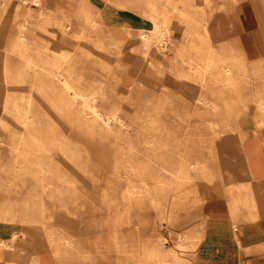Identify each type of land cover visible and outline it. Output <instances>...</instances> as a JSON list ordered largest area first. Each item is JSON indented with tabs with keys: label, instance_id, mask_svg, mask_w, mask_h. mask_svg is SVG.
<instances>
[{
	"label": "bare ground",
	"instance_id": "bare-ground-1",
	"mask_svg": "<svg viewBox=\"0 0 264 264\" xmlns=\"http://www.w3.org/2000/svg\"><path fill=\"white\" fill-rule=\"evenodd\" d=\"M48 1L0 0L6 26L0 27V86L26 87L0 94V111L19 129L16 136L0 133V264H80L92 261L89 248L124 256L114 264H194L184 254L201 227L186 224L201 222L209 186L224 182L228 170L246 169L239 149L215 137L225 131L218 122L238 115L228 110L248 103L249 75L257 80L252 100L262 110L253 114L255 126L264 127V53L248 61L238 45V0H52L44 6ZM122 58L144 60L156 78ZM128 73L135 77L120 91ZM165 108L170 114L163 118ZM190 117L196 123L180 133L179 122ZM99 185H106L100 204L110 210L102 237H76L70 219L51 225L56 210L75 215L90 200L88 189ZM146 207L164 233L120 237L119 228L139 224ZM178 224L180 231L173 230Z\"/></svg>",
	"mask_w": 264,
	"mask_h": 264
},
{
	"label": "crops",
	"instance_id": "crops-1",
	"mask_svg": "<svg viewBox=\"0 0 264 264\" xmlns=\"http://www.w3.org/2000/svg\"><path fill=\"white\" fill-rule=\"evenodd\" d=\"M238 2L233 8L239 24L233 30L245 58L256 60L264 53V0ZM247 81L244 96L250 103L233 106L228 111L238 114L234 120L216 126L225 129L216 141L239 149L246 169L228 170L224 182L218 179L209 186L201 222L186 224L201 227L195 246L184 254L194 264H264V127L256 128L253 118L262 111L251 102L257 80L249 75ZM43 257L50 260L52 255L47 252Z\"/></svg>",
	"mask_w": 264,
	"mask_h": 264
},
{
	"label": "rangeland",
	"instance_id": "rangeland-1",
	"mask_svg": "<svg viewBox=\"0 0 264 264\" xmlns=\"http://www.w3.org/2000/svg\"><path fill=\"white\" fill-rule=\"evenodd\" d=\"M51 1L52 0L48 1V3H45L44 6H49ZM220 1L221 0H213V2L215 4L219 3ZM66 4L67 3H64L63 5L65 7L70 6V5L67 6ZM70 7L72 8V6H70ZM25 9L26 8H23L22 11H25ZM21 14H22V12H21ZM20 18H22L21 15H20ZM0 27H2L3 29L6 28L5 25H0ZM130 42L134 46H136L138 43L134 39ZM150 44H151L152 50L158 51V48H157L158 44H157V41L155 38H153V37L151 38ZM167 52H168V50H163V51H160L158 53L159 61L161 62V65H162L161 67L164 69L166 67H168L167 66L168 60L166 57ZM138 59L140 60V58H138ZM130 60L125 58L122 61L126 65L129 64V66H132L133 68H137L140 65L142 67V73L144 74V76H146L147 78H151V79H154L153 77L156 78V75H154L155 71L151 67L150 64H148L147 62H144V60H141L139 62L140 64H137V62L134 58L131 60V62H130ZM126 77H127L126 78L127 80L124 81V83L122 84V89L120 90L123 92H125V91L127 92V90L130 88V82L134 79L135 76H134V74L128 73ZM161 78H163L162 75H161ZM157 79L161 80L160 77H157ZM25 88L26 87L24 85H20V84L4 85L3 83H1L0 94L1 93L2 94L3 93L20 94L21 92L22 93L25 92ZM252 101L253 100H251V102ZM249 103H250V101L248 102V104ZM202 105L203 104H200V106H202ZM165 114H167V115L170 114V112H168L167 108H165V110L163 112V118L166 117ZM0 118H3V120L5 122L4 128L0 127V133L1 134L16 136L19 133V129H17L14 126L15 120H14V117L12 115H9V114L4 113V112L2 113L0 111ZM166 120L164 121V123L171 124L170 118L169 119L166 118ZM194 121L195 120L192 117H190L188 122H179V126L177 128L180 131V133H183V131L185 130L186 124L192 125ZM208 135H210V133ZM217 137H219V136H217ZM217 137L215 138L216 140H218ZM76 140L79 141L78 136L77 137L75 136L74 141H76ZM231 148H233V147H231ZM94 156L95 155L93 154V157ZM100 183H102V182H100ZM105 189H106V185H99L98 187H95V186L90 187L88 189L89 190L88 192L90 194V195L88 194L90 196V200H88L87 202H84L82 206H79L78 209L76 210L75 215H68L66 213L67 210H65L61 207L58 209L59 211L56 210L54 212V215L50 219L51 225H55L56 227H58L59 224L60 225L62 224V221H61L62 219H67V220L70 219V220H73L75 222L74 227L70 226L71 227L70 231H72V233L76 234V237H78L80 239H88L91 241H93L94 239H99L100 237L103 236V233L106 232L108 229V226L106 224H104L103 222L105 220V217L108 216V213L110 212V210H108V208L104 204H100L101 203L100 198H101V195L103 194L102 192H104ZM68 208L72 209V206L68 205ZM178 215L180 216L179 219H182V217H184L185 213L183 210H180ZM138 216L140 217L139 224H138V221L135 220L132 223H129V224L119 228L118 234L120 237L123 235V236H127V238H130L131 240H133L136 237H140V238L145 237L150 232H152L153 230L159 234L164 233V229L160 226L159 222H157L155 220L156 214L152 208H149V207L142 208L139 211ZM14 227L16 229L22 228L25 231H27V230L30 231L29 227L22 226L20 224H16ZM180 229H181V224L173 226V230H175V231H180ZM165 246H167V247L172 246V242L170 240L166 241ZM89 250L91 251L90 256L92 257V261L91 262H81L80 264H114L115 258L119 255V254H115L113 251L107 252V251H103V250H98V251L93 252V248H89ZM99 252H101L102 254H100ZM106 253H108V254H106ZM119 256H121V255H119ZM103 258H105V259H103Z\"/></svg>",
	"mask_w": 264,
	"mask_h": 264
}]
</instances>
